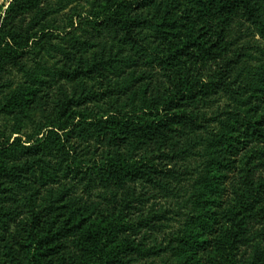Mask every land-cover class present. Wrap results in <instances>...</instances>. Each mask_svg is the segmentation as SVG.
<instances>
[{
  "label": "trees",
  "instance_id": "trees-1",
  "mask_svg": "<svg viewBox=\"0 0 264 264\" xmlns=\"http://www.w3.org/2000/svg\"><path fill=\"white\" fill-rule=\"evenodd\" d=\"M88 1L0 9V264H264V0Z\"/></svg>",
  "mask_w": 264,
  "mask_h": 264
},
{
  "label": "rangeland",
  "instance_id": "rangeland-1",
  "mask_svg": "<svg viewBox=\"0 0 264 264\" xmlns=\"http://www.w3.org/2000/svg\"><path fill=\"white\" fill-rule=\"evenodd\" d=\"M56 1L57 0H51L50 3L54 4ZM68 1H69V5L67 9L65 10V12L73 11V13H76L78 15L86 16L89 11L94 10V4L91 1H88V0H68ZM7 2L8 0H0V9L6 7ZM88 28H90V26H88ZM17 118H19V121H20L19 125L22 126V128H29V126L32 125L35 118L37 117L35 116L34 118L29 117V119H25L22 116L11 115V116H7L6 118H3L1 122L3 125L6 126L8 132H10L13 129L18 128V126H14L17 124ZM16 136L17 135H14L12 136V138ZM201 189L205 190L204 188H201ZM204 192L207 193V191H204Z\"/></svg>",
  "mask_w": 264,
  "mask_h": 264
}]
</instances>
